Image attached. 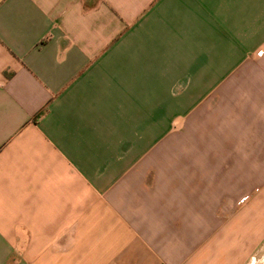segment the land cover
Here are the masks:
<instances>
[{
  "label": "crops",
  "instance_id": "obj_1",
  "mask_svg": "<svg viewBox=\"0 0 264 264\" xmlns=\"http://www.w3.org/2000/svg\"><path fill=\"white\" fill-rule=\"evenodd\" d=\"M0 264H264V0H0Z\"/></svg>",
  "mask_w": 264,
  "mask_h": 264
}]
</instances>
